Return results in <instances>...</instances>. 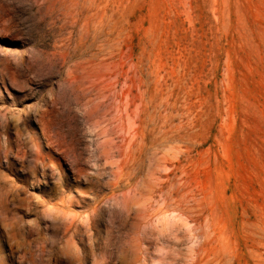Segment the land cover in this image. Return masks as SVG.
<instances>
[{
    "label": "rangeland",
    "instance_id": "1",
    "mask_svg": "<svg viewBox=\"0 0 264 264\" xmlns=\"http://www.w3.org/2000/svg\"><path fill=\"white\" fill-rule=\"evenodd\" d=\"M0 264H264V0H0Z\"/></svg>",
    "mask_w": 264,
    "mask_h": 264
},
{
    "label": "bare ground",
    "instance_id": "2",
    "mask_svg": "<svg viewBox=\"0 0 264 264\" xmlns=\"http://www.w3.org/2000/svg\"><path fill=\"white\" fill-rule=\"evenodd\" d=\"M96 261V260H95Z\"/></svg>",
    "mask_w": 264,
    "mask_h": 264
}]
</instances>
